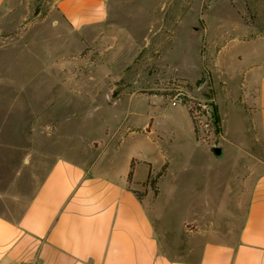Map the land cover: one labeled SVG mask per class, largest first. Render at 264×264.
Returning <instances> with one entry per match:
<instances>
[{"label": "rangeland", "instance_id": "1", "mask_svg": "<svg viewBox=\"0 0 264 264\" xmlns=\"http://www.w3.org/2000/svg\"><path fill=\"white\" fill-rule=\"evenodd\" d=\"M58 1L0 4V141L15 140L30 111L56 117L64 138L74 127V141H110L102 161L116 172L133 156L152 166L138 164V180L166 167L159 193L148 179L142 192L159 195L154 207L175 233L207 201L225 224L234 219L240 170L227 159L210 168L209 157L225 141L255 138L240 100L264 72V0H108V17L87 33L60 18ZM234 149L226 155L243 154Z\"/></svg>", "mask_w": 264, "mask_h": 264}, {"label": "crops", "instance_id": "2", "mask_svg": "<svg viewBox=\"0 0 264 264\" xmlns=\"http://www.w3.org/2000/svg\"><path fill=\"white\" fill-rule=\"evenodd\" d=\"M58 12L70 28L87 33L108 17V0H59ZM219 52L210 51V59ZM241 101L249 105L255 138L225 141L223 157H209L210 168L227 159L240 170L236 216L225 224L207 211V201L206 212L183 221L179 233L157 213L159 195L136 193L152 169L143 180L135 169L150 162L133 156L116 172L112 159L102 161L110 141H74V127L64 138L60 124L53 126L56 117L30 111L18 137L0 141V264H264V72ZM230 145L243 154L226 155ZM188 223L199 228L186 231Z\"/></svg>", "mask_w": 264, "mask_h": 264}, {"label": "trees", "instance_id": "3", "mask_svg": "<svg viewBox=\"0 0 264 264\" xmlns=\"http://www.w3.org/2000/svg\"><path fill=\"white\" fill-rule=\"evenodd\" d=\"M189 112H190V116L192 118V114H191L192 111L189 110ZM213 115H214V119H215L216 124L217 123L219 124L220 117H219L218 107L216 106V104H213ZM192 120H193V118H192ZM195 130H196V128H195ZM165 172H166V167H164L161 171H159L155 177H153L152 171H150V173H149L148 182H149L150 186L154 189L156 195L159 193V189L157 186L158 179L161 178L165 174ZM131 176H132V171H130V174H129L130 179H131ZM136 193L140 197L145 195V193L141 192V191H136Z\"/></svg>", "mask_w": 264, "mask_h": 264}, {"label": "built area", "instance_id": "4", "mask_svg": "<svg viewBox=\"0 0 264 264\" xmlns=\"http://www.w3.org/2000/svg\"><path fill=\"white\" fill-rule=\"evenodd\" d=\"M184 94L182 93V91H178L175 95H173L170 99L171 102L174 105H178V104H182L184 101ZM199 106H202L204 109L206 108V106L199 104Z\"/></svg>", "mask_w": 264, "mask_h": 264}, {"label": "water", "instance_id": "5", "mask_svg": "<svg viewBox=\"0 0 264 264\" xmlns=\"http://www.w3.org/2000/svg\"><path fill=\"white\" fill-rule=\"evenodd\" d=\"M196 31H198L199 30V28L198 27H193ZM206 82V79H204V81H203V83L202 84H204ZM211 151L213 152V154L216 156V157H218V158H221V157H223V155H224V148L222 147V146H213L212 148H211Z\"/></svg>", "mask_w": 264, "mask_h": 264}]
</instances>
